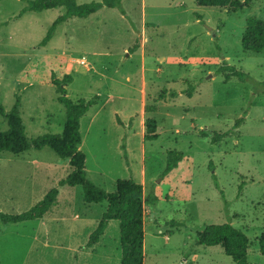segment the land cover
Instances as JSON below:
<instances>
[{"label": "rangeland", "instance_id": "rangeland-1", "mask_svg": "<svg viewBox=\"0 0 264 264\" xmlns=\"http://www.w3.org/2000/svg\"><path fill=\"white\" fill-rule=\"evenodd\" d=\"M27 1L0 0V105L7 111L19 98L26 136L61 131L65 110L51 78L69 75L72 101L98 96L79 119L87 178L107 191L131 178L154 199L143 204V264H236L219 245L196 244L206 225L224 222L247 236L248 264H264L257 243L264 227V50L240 42L248 17L264 20V0H239L231 12L194 0H120L57 24L45 45L64 8L22 11ZM90 1L99 0H76ZM227 66L242 75L225 79ZM146 117L156 121L153 140L142 138ZM6 128L0 113V131ZM201 130L228 134L211 142ZM168 149L182 158L161 176ZM7 162L18 167L2 174L11 177L0 182L6 213L28 209L69 170L48 147L0 153ZM26 175L44 178L38 195L2 192ZM56 188L41 218L0 220V264H120L117 220L87 245L106 203H84L80 186Z\"/></svg>", "mask_w": 264, "mask_h": 264}, {"label": "trees", "instance_id": "trees-1", "mask_svg": "<svg viewBox=\"0 0 264 264\" xmlns=\"http://www.w3.org/2000/svg\"><path fill=\"white\" fill-rule=\"evenodd\" d=\"M198 6L225 7L228 11H235L242 7L239 0H194ZM120 0H99L86 3H78L76 0H28L22 11H41L54 7H63V13L59 14L49 25L45 35L40 41L45 45L54 33L57 24L66 21L70 17H87L96 12L102 6L117 7ZM241 46L244 50L259 52L264 50V20L257 17H248L245 20L244 30L240 37ZM230 75H239L241 72L232 66H227L224 78ZM70 81L69 75L58 79L51 78V83L57 93V101L65 110V120L59 133H43L28 138L25 134L24 125L20 116L19 98L16 97L12 107L4 111L0 105V113L4 116L7 128L0 131V153L22 154L30 149L39 150L44 147L50 148L59 158L67 159L69 170L64 177L57 181L58 186H80L82 201L84 203H106L105 209L96 226L89 233L87 245L94 244L103 233L109 220L118 221V243L120 248V264H143V204L154 199L142 194L141 184L135 180L116 179L111 191L104 190L87 178L84 167L85 154L78 148L81 143L79 132V119L96 102L97 95L89 99L79 98L72 101L66 96L64 85ZM264 89V84H263ZM192 86L189 84L184 92L190 96ZM170 97L176 92L171 91ZM164 98L160 93L158 99ZM155 107L144 106L145 111L154 110ZM242 118L234 121L237 127ZM144 140L157 138L156 121L153 117H146L143 122ZM202 135H209L211 142L221 140L228 131H200ZM182 158V152L176 149H168L165 152V166L161 176L173 169ZM57 188H49L43 196L32 204L28 209L19 213H6L0 211V220L4 223H17L26 220L41 218L54 205L57 196ZM264 200V193H263ZM258 250L264 255V227L257 237ZM196 244L204 246L219 245L223 252L236 264H248L247 248L248 238L230 222L206 225L197 234Z\"/></svg>", "mask_w": 264, "mask_h": 264}, {"label": "crops", "instance_id": "crops-1", "mask_svg": "<svg viewBox=\"0 0 264 264\" xmlns=\"http://www.w3.org/2000/svg\"><path fill=\"white\" fill-rule=\"evenodd\" d=\"M17 164H18L17 162L0 163V182L1 183H3L2 181L4 179H10L11 178V177H6V178L2 177V174L5 173L4 169L11 168V167H18ZM1 169H3V170H1ZM14 179H16V178L14 177L13 180ZM18 180H19V182L17 184L20 185V187L11 188V189L5 188V190H2V192L6 195H8V194H12V195L24 194L26 196H34L36 194L38 195V192H37L38 188H37L36 184L38 182H40V180L41 181L44 180V178H41V177L37 178L35 176L26 175L24 177L23 176L19 177ZM57 181H58V179H57ZM57 181H56L55 185L53 184V186H51V187H58ZM59 190L60 189L57 188L58 193H59ZM42 196H43V193L40 194V197H42Z\"/></svg>", "mask_w": 264, "mask_h": 264}]
</instances>
